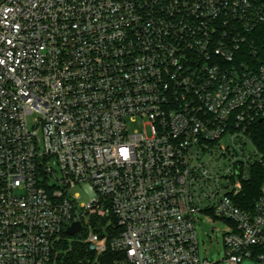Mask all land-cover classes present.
<instances>
[{
	"label": "built area",
	"instance_id": "2783aa9c",
	"mask_svg": "<svg viewBox=\"0 0 264 264\" xmlns=\"http://www.w3.org/2000/svg\"><path fill=\"white\" fill-rule=\"evenodd\" d=\"M256 122L264 0H0V264L74 241L101 264H211L201 212L229 223V264H264Z\"/></svg>",
	"mask_w": 264,
	"mask_h": 264
},
{
	"label": "rangeland",
	"instance_id": "374dc122",
	"mask_svg": "<svg viewBox=\"0 0 264 264\" xmlns=\"http://www.w3.org/2000/svg\"><path fill=\"white\" fill-rule=\"evenodd\" d=\"M132 130H142L138 124L132 125ZM73 191L80 193V201L86 202L88 197L81 188ZM229 228L225 219L215 218L206 213H198L195 219V229L198 240V254L200 260L206 259L211 264H229L226 260V249L223 243V234ZM238 264H263L251 258H244Z\"/></svg>",
	"mask_w": 264,
	"mask_h": 264
},
{
	"label": "trees",
	"instance_id": "16d2710c",
	"mask_svg": "<svg viewBox=\"0 0 264 264\" xmlns=\"http://www.w3.org/2000/svg\"><path fill=\"white\" fill-rule=\"evenodd\" d=\"M263 123L256 122L257 128L262 131V138L259 139L258 144H261L264 140ZM255 165L250 167L249 178L243 183V191L239 193L241 200L246 202L248 206H251L256 199L259 186L262 181L261 169ZM108 253L100 255L98 261L94 262V255L92 252L87 251L85 245L81 242L74 241L71 244L67 242H61L58 245V253L55 257L56 264H101L108 258Z\"/></svg>",
	"mask_w": 264,
	"mask_h": 264
},
{
	"label": "water",
	"instance_id": "95a60500",
	"mask_svg": "<svg viewBox=\"0 0 264 264\" xmlns=\"http://www.w3.org/2000/svg\"><path fill=\"white\" fill-rule=\"evenodd\" d=\"M81 230V224L79 222L72 223L71 226H69L66 229V234L68 235H74L76 232H79Z\"/></svg>",
	"mask_w": 264,
	"mask_h": 264
}]
</instances>
